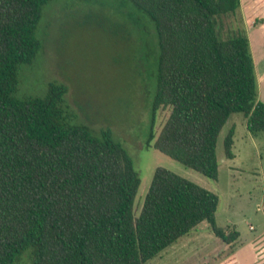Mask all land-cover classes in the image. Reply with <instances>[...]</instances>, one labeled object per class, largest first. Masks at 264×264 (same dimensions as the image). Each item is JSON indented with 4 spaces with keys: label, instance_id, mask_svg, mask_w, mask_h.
Masks as SVG:
<instances>
[{
    "label": "trees",
    "instance_id": "16d2710c",
    "mask_svg": "<svg viewBox=\"0 0 264 264\" xmlns=\"http://www.w3.org/2000/svg\"><path fill=\"white\" fill-rule=\"evenodd\" d=\"M49 1L0 0V264L27 251L31 264H146L201 223L228 246L222 264H234L239 233L217 226L216 194L156 168L136 216L130 156L111 130L74 123L64 84L14 97L19 67L41 48L35 32ZM126 1L151 19L159 50L146 146L216 181L217 139L231 115L242 114L252 136L264 133L240 0ZM162 107L170 113L155 138ZM233 136L223 141L227 160Z\"/></svg>",
    "mask_w": 264,
    "mask_h": 264
},
{
    "label": "rangeland",
    "instance_id": "374dc122",
    "mask_svg": "<svg viewBox=\"0 0 264 264\" xmlns=\"http://www.w3.org/2000/svg\"><path fill=\"white\" fill-rule=\"evenodd\" d=\"M255 1L240 0V16L249 30L264 98V31L251 32L264 23V9L255 8ZM234 21L227 19L225 24ZM35 34L41 48L29 64L19 67L14 97H44L50 82L64 84L74 123L87 125L96 133L111 130L130 156L140 178L134 201L136 216L155 169L164 168L218 196V227L231 225L243 236L264 237V133L252 136L242 114L231 115L218 136L216 181L146 146L159 52L150 18L126 0H50L42 8ZM169 113L164 107L156 112L155 138ZM231 128L235 158L227 160L223 141ZM249 226L254 230L249 231ZM200 232L205 244L212 243L209 228V233ZM196 238L186 243L199 241ZM220 244L218 239L208 247L215 250ZM29 252L17 264H31Z\"/></svg>",
    "mask_w": 264,
    "mask_h": 264
},
{
    "label": "crops",
    "instance_id": "0c3cea01",
    "mask_svg": "<svg viewBox=\"0 0 264 264\" xmlns=\"http://www.w3.org/2000/svg\"><path fill=\"white\" fill-rule=\"evenodd\" d=\"M242 1V0H241ZM253 2V0H252ZM242 9V5L241 8ZM247 25V24H244ZM246 28V27H245ZM251 52L253 56L251 40L248 33V28H246ZM264 47V46H263ZM254 60V57H253ZM256 77L258 81V97L261 102L264 103V98L261 96V86L258 78V64L256 63V59L254 61ZM264 67V65H263ZM264 69V68H263ZM264 71V70H263ZM262 79V77H261ZM261 98L263 99H260ZM235 158V157H234ZM233 160V159H232ZM264 182V179H263ZM263 217H264V193H263ZM264 224V221H263ZM204 223L198 225L192 232H190L187 236L182 237L179 239L175 244L171 245L163 252H161L157 257L150 260L146 264H165L168 262L169 264H222L223 263V254L227 250L228 246L221 242V246L218 249L212 250L209 245L212 246L213 243L217 244L218 239L213 237L209 238L212 243L205 244L202 241V238H205L202 232V229H205L206 233L208 232L207 226ZM231 226V225H230ZM226 225L225 227H230ZM231 228V227H230ZM252 226H249V231H253L254 229L250 230ZM236 230V229H235ZM239 233V238L236 243L235 251H234V264H264V237L261 236H243L239 230H236ZM199 241L194 243H186L187 240L191 239L192 237H196ZM212 237V236H209ZM175 255L174 260H171V257Z\"/></svg>",
    "mask_w": 264,
    "mask_h": 264
}]
</instances>
